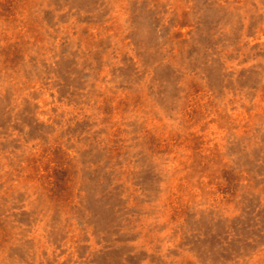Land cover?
Segmentation results:
<instances>
[{"label": "rangeland", "instance_id": "rangeland-1", "mask_svg": "<svg viewBox=\"0 0 264 264\" xmlns=\"http://www.w3.org/2000/svg\"><path fill=\"white\" fill-rule=\"evenodd\" d=\"M0 264H264V0H0Z\"/></svg>", "mask_w": 264, "mask_h": 264}]
</instances>
